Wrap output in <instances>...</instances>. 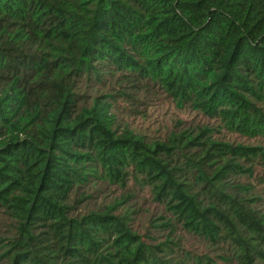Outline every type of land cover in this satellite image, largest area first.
<instances>
[{
	"label": "trees",
	"instance_id": "trees-1",
	"mask_svg": "<svg viewBox=\"0 0 264 264\" xmlns=\"http://www.w3.org/2000/svg\"><path fill=\"white\" fill-rule=\"evenodd\" d=\"M0 264H264V0H0Z\"/></svg>",
	"mask_w": 264,
	"mask_h": 264
},
{
	"label": "rangeland",
	"instance_id": "rangeland-1",
	"mask_svg": "<svg viewBox=\"0 0 264 264\" xmlns=\"http://www.w3.org/2000/svg\"><path fill=\"white\" fill-rule=\"evenodd\" d=\"M155 109L158 110V112H156L155 115L159 116L161 119H163L164 117L166 119H169L173 111V110L167 109L166 106H162V105H160L158 108H155Z\"/></svg>",
	"mask_w": 264,
	"mask_h": 264
}]
</instances>
